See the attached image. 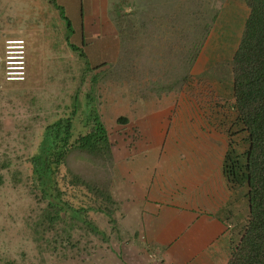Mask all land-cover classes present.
<instances>
[{"label":"rangeland","instance_id":"1","mask_svg":"<svg viewBox=\"0 0 264 264\" xmlns=\"http://www.w3.org/2000/svg\"><path fill=\"white\" fill-rule=\"evenodd\" d=\"M240 1L244 19L248 7ZM55 2L0 0V264H147L151 253L143 252L140 237L128 235L136 222L125 211L118 166L127 153L154 147L150 134L178 133L190 148L210 149L212 171L227 148L219 128L229 120L232 104L230 55L203 68L202 75L188 76L194 64L197 72L200 53L216 47L207 37L177 46L178 70L188 73L172 85L192 89L182 104L186 108L187 99L194 100L197 108L188 114L193 111L204 120H128L123 104L129 96L138 99L142 72L129 54H137L138 46L122 43V59L115 63H90L84 57L87 52L79 50L80 56L70 48L65 16ZM12 41L24 44L25 75L17 82L7 75V46ZM184 55L189 60L184 61ZM91 106L106 129L111 157L70 148L55 178L61 202L67 205L61 219L50 222L47 202L52 199L42 197L32 159L51 150L58 122L63 127L71 122L70 144L88 133L91 123L84 120ZM126 111L138 117L137 110ZM118 118L127 120L118 123ZM129 251L136 258L131 260Z\"/></svg>","mask_w":264,"mask_h":264},{"label":"crops","instance_id":"2","mask_svg":"<svg viewBox=\"0 0 264 264\" xmlns=\"http://www.w3.org/2000/svg\"><path fill=\"white\" fill-rule=\"evenodd\" d=\"M55 1L69 23L70 46L87 52L84 57L90 63H115L122 59V43L138 46L137 54H129L142 72L138 99L129 96L130 106L128 101L123 104L128 120H204L194 117V100L188 98L186 108L182 104L192 89L172 85L188 73L178 70L177 46L207 37L216 47L200 53L197 72L194 64L188 74L202 75L203 68L229 55L232 60L249 14L248 10L244 19L240 15V0ZM183 60L189 57L184 55ZM126 109L137 110L138 117L133 119V112ZM150 137L156 141L154 147L127 153L118 166L125 211L136 222L128 235L140 237L143 252L153 256L147 264H227L237 242L234 218L240 204L232 202L225 188L221 162L211 171L210 149L190 148L182 134Z\"/></svg>","mask_w":264,"mask_h":264},{"label":"trees","instance_id":"3","mask_svg":"<svg viewBox=\"0 0 264 264\" xmlns=\"http://www.w3.org/2000/svg\"><path fill=\"white\" fill-rule=\"evenodd\" d=\"M245 2L249 14L231 60L230 117L223 130L219 128L227 138L220 175L227 192L232 194V202L240 204L234 218L237 242L227 264H264V0ZM70 48L82 56L78 49ZM117 120L125 123L122 118ZM84 122L91 123L89 132L71 144V122L64 127L56 123L51 150L32 159L42 197L52 199L47 200L50 222L61 219L60 213L67 205L61 202L55 178L70 148L92 157H111L106 129L94 107H90ZM105 199L111 202L110 196Z\"/></svg>","mask_w":264,"mask_h":264},{"label":"built area","instance_id":"4","mask_svg":"<svg viewBox=\"0 0 264 264\" xmlns=\"http://www.w3.org/2000/svg\"><path fill=\"white\" fill-rule=\"evenodd\" d=\"M23 41L8 43L7 63L9 64L7 75L10 81H22L24 79Z\"/></svg>","mask_w":264,"mask_h":264}]
</instances>
